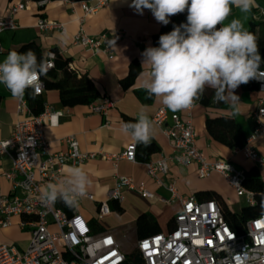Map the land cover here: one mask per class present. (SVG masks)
Returning a JSON list of instances; mask_svg holds the SVG:
<instances>
[{
	"label": "crops",
	"instance_id": "0c3cea01",
	"mask_svg": "<svg viewBox=\"0 0 264 264\" xmlns=\"http://www.w3.org/2000/svg\"><path fill=\"white\" fill-rule=\"evenodd\" d=\"M20 1H25L26 7L18 10L14 15L17 27L5 29L0 33L2 47L0 62L10 51L18 52L22 45L35 42L44 53L57 52L64 58H70L71 66L78 73L86 74L92 80L100 96H107L114 103L108 109L107 114L102 116L93 113L89 105L64 106L60 102L56 90L44 89L41 94L44 109L49 107L53 111L62 112L61 116L53 119H50L48 115L44 116L43 129L49 151L51 153L66 151L68 145L64 139L73 135L78 141V148L81 152L97 154L76 166L87 173L90 180L87 193L94 197V200L80 198L76 210L88 221L90 228H97V231H92L93 233L109 231L120 246L123 235L119 229L125 228L128 223H133L135 233V220L139 214L144 212L155 218L160 226V232L167 233L173 228L174 217L181 211V201L172 197L165 185L157 184L147 174L145 162L129 161L124 158L115 161L109 156L120 155L127 145L134 141L131 136L125 135L121 131L125 117L137 120L138 114L143 110L152 121L155 111L164 106L155 97H150L143 87L145 78L143 73L149 71V66L142 65L141 56L147 47H156L152 36L163 24L157 22L148 9H145L143 14L137 13L135 9L129 7L131 0H107L106 4L88 14L84 13L81 6L82 1L46 0L43 4H39L31 0H0V18L8 15L10 6ZM89 3L93 4L94 1H89ZM40 5L44 6L42 10L39 9ZM256 5L257 7H254L247 16L233 7L225 24L233 18H240L248 30L250 22H260L264 19V0H256ZM40 13L43 15L41 16ZM40 18L62 23L64 31H40L37 27ZM79 29L88 35L111 34L115 30L122 29L126 36L110 46L111 56H109L103 48L93 51L88 47L75 44L74 35ZM133 60L138 62L140 71L135 76L132 85L123 88L120 82L127 76L130 62ZM236 94L241 100L240 112L237 115H233L229 104L226 108L216 109L205 107L199 100L191 109L177 111V113L182 119L191 120L196 131V145L208 161L223 159L245 170L253 165V162L249 160L251 164L247 167V163L243 159L245 157L241 152L237 153L235 148L231 149L213 140L207 134L205 127L208 113L224 114L232 116L243 127L242 130L246 138L250 135L254 128L252 114L258 108L259 100L264 98V92L259 91L254 82H249L236 89ZM0 96V140H5L11 136L13 126L18 121L30 117V114L17 111V99L12 97L4 85H0ZM31 115L33 114L31 113ZM51 120H56V123H52ZM152 124L154 135L151 141H154L159 149L150 156V160L156 161L162 156L173 155V148L163 133L162 127H158L153 122ZM254 146L259 154L264 155V136L256 139ZM12 153L11 149L0 153V173L11 167ZM70 167L73 166L70 164L63 166L60 179L64 177ZM118 175L131 177L135 184H143L153 193V197H143L136 191L125 188L122 190V201L120 203L111 201V212L102 217L104 221L101 222L97 218L98 203L106 199L107 191L113 187ZM161 177L165 183L173 180L177 193L183 197L195 195L201 191H215L230 211L233 207L236 210V208L247 204L245 199L237 202L229 193L225 192L220 183L223 181L224 185L229 183L220 173L213 171L207 177H200L195 163L183 166L172 162L169 164V173L165 176L161 175ZM46 187L47 185L43 189ZM10 188V182L2 178L0 190L7 194L10 192ZM196 197H204V195L199 194ZM113 202L121 206L122 213H118L112 208ZM22 219L23 217H13L10 226L0 228V245H11L18 251H22L28 246L31 233L28 227L21 228L19 226Z\"/></svg>",
	"mask_w": 264,
	"mask_h": 264
},
{
	"label": "built area",
	"instance_id": "2783aa9c",
	"mask_svg": "<svg viewBox=\"0 0 264 264\" xmlns=\"http://www.w3.org/2000/svg\"><path fill=\"white\" fill-rule=\"evenodd\" d=\"M45 1L38 3L43 4ZM91 1L94 3H81L86 14L94 12L107 2ZM25 7V1L10 6L9 14L0 18V33L17 27L14 15ZM37 27L42 32L64 31L62 23L45 18L38 19ZM125 36L122 29L98 35H88L79 29L74 35V43L93 51L103 48L111 56L110 46ZM54 57V52L47 54L49 68L53 66ZM250 82H254L257 89L264 92V79H253ZM43 91L42 83V88L36 94H42ZM113 104L111 98L100 96L89 107L93 113L105 116ZM17 111L26 112L30 117L18 121L13 126L11 136L0 140V153L7 152L8 149L13 151L11 167L0 173V180L4 178L11 185L7 194L0 190V228L10 226L13 217H23L19 226L28 227L31 237L28 246L22 251L11 245H0V264H125L126 253L111 232L93 233L88 221L76 207L68 215L54 204H46L41 200L43 187L60 180L65 164L76 167L97 154L81 152L73 135L64 139L68 145L66 151L51 153L44 135V116L48 115L53 119L61 116L62 112L45 107L41 114L31 115L25 98L23 101L17 100ZM252 119V132L242 147L235 148V152H241L246 159L258 166L264 190V155L259 154L254 146V141L264 136V98L259 100ZM51 121L56 123V120ZM152 122L162 127L174 153L156 161L145 162L146 171L157 184L165 185L172 197L181 201V211L174 217V226L167 233L158 232L137 240L136 247L143 263L239 264L238 254L246 253L252 258L249 264H261V258H264V213L246 220L242 232L238 233L230 227L216 200H200L195 195L180 196L174 181L165 183L161 177L169 173V164L172 162L183 166L195 163L200 177H207L216 171L225 177L247 204H254L252 193L243 185L245 171L223 159L208 161L196 145L197 136L191 120L182 119L177 112L161 106L152 116ZM135 154L136 141H132L120 155L109 156L115 161L119 158L135 161ZM125 188L134 190L143 197H153V193L143 184H135L131 177L118 175L113 187L107 191L106 199L98 203V219L110 214L111 201H122V190ZM85 198L94 200L90 193Z\"/></svg>",
	"mask_w": 264,
	"mask_h": 264
},
{
	"label": "clouds",
	"instance_id": "9594fccd",
	"mask_svg": "<svg viewBox=\"0 0 264 264\" xmlns=\"http://www.w3.org/2000/svg\"><path fill=\"white\" fill-rule=\"evenodd\" d=\"M129 7L143 14L152 12L157 22L167 25L171 16L187 10V22L174 26L159 37L158 47H147L142 53L143 87L172 112L191 109L207 89L213 90L216 103L229 104L233 115L240 112L236 89L251 80L264 79V63L256 36L248 31L240 18L225 24L232 8L247 16L257 7L256 0H131ZM49 70L47 61H38L34 51H10L0 62V85L12 97L23 101L28 89L36 94L42 88L41 76ZM121 131L137 143L148 145L154 126L141 110L136 122L124 123ZM90 180L80 167H70L57 183L41 191V200L54 204L62 200L76 207L87 195ZM246 253L238 254L239 264H249ZM264 264V258H261Z\"/></svg>",
	"mask_w": 264,
	"mask_h": 264
},
{
	"label": "trees",
	"instance_id": "16d2710c",
	"mask_svg": "<svg viewBox=\"0 0 264 264\" xmlns=\"http://www.w3.org/2000/svg\"><path fill=\"white\" fill-rule=\"evenodd\" d=\"M39 2L41 0H31ZM52 1V0H51ZM74 1H86L91 0H74ZM44 6L40 5L39 9L42 10ZM42 16L43 14L40 13ZM167 25H162L152 36V41L159 46V37L162 34L169 33L173 30L174 26H178L187 22V10L184 13L171 16ZM248 31L252 32L256 38L257 43L264 57V19L260 22L252 21L249 24ZM28 50L35 52L38 61L41 59L47 60V53H44L41 47L35 42H28L22 45L18 52L24 53ZM55 57L53 59V66L49 68L46 75H42L41 79L44 84L45 90H56L59 94V100L64 106H75L79 104L89 105L95 99L100 97L96 86L92 80L86 74L78 73L70 64V58H64L61 54L54 52ZM261 68L264 69V63L261 64ZM140 71V66L136 60L130 62L128 74L121 80L123 88H128L132 85L135 76ZM257 86V85H256ZM213 90L207 89L204 96L199 100L201 104L209 108H226V103H216L213 100ZM27 100L29 109L33 115H39L44 111V103L41 98V94H33L32 89H28L24 96ZM1 102V96H0ZM124 122H136L133 118L125 117ZM205 127L207 134L215 141L222 145H225L231 149L240 148L245 144L246 136L243 133V127L236 122V120L229 115L224 114H207L205 120ZM159 149L158 145L154 141H150L148 145L136 142V160L141 162H147L150 160V156ZM245 178L243 180L244 187L250 191L254 197V204H245L236 208L234 211L227 209V206L223 199L215 191H201L195 195L203 194L204 197H198L200 200L214 199L221 206L224 217L230 227L236 232L240 233L243 230V225L249 218L255 217L261 213H264V190H262L260 183L261 172L257 165L253 163L248 169H245ZM55 207L61 208L68 215L72 214L73 207L67 206L62 200H57L54 203ZM112 208L122 213L123 209L120 205L112 203ZM174 226V221L172 222ZM172 226V227H173ZM93 232L97 231V228L91 227ZM160 232V226L155 218L149 213H141L135 220V237L139 240L143 237ZM125 264H144L141 253L138 248L135 247L130 253H126Z\"/></svg>",
	"mask_w": 264,
	"mask_h": 264
},
{
	"label": "rangeland",
	"instance_id": "374dc122",
	"mask_svg": "<svg viewBox=\"0 0 264 264\" xmlns=\"http://www.w3.org/2000/svg\"><path fill=\"white\" fill-rule=\"evenodd\" d=\"M243 159L246 161L247 167L250 166L251 162L249 160H247L246 158H243ZM218 182H220V181H218ZM220 184H221V186H223L225 192L229 193L233 199L237 200V202H239L240 200H244V198L239 196L237 194L236 190L230 184L224 185V181L221 182ZM232 211H234V207L232 208ZM100 220L102 222V221H104V218H101ZM119 231L121 232V235H123L121 248L126 253L132 252L134 250V248L136 247V244H137V240H136L135 233H134V224L128 223L125 226V228L121 227L119 229Z\"/></svg>",
	"mask_w": 264,
	"mask_h": 264
}]
</instances>
